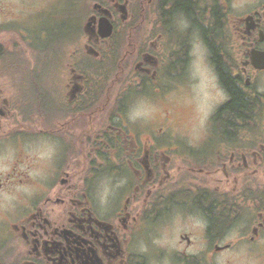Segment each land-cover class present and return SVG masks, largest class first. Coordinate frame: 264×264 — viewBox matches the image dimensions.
Listing matches in <instances>:
<instances>
[{"label":"flooded vegetation","instance_id":"obj_1","mask_svg":"<svg viewBox=\"0 0 264 264\" xmlns=\"http://www.w3.org/2000/svg\"><path fill=\"white\" fill-rule=\"evenodd\" d=\"M80 2V37L73 14L53 40L48 0H0V264H264V69L249 54L264 52V0L243 17L235 0L71 13ZM198 61L221 100L208 133H177ZM233 89L243 118L223 110Z\"/></svg>","mask_w":264,"mask_h":264},{"label":"rangeland","instance_id":"obj_2","mask_svg":"<svg viewBox=\"0 0 264 264\" xmlns=\"http://www.w3.org/2000/svg\"><path fill=\"white\" fill-rule=\"evenodd\" d=\"M235 2L239 3V12L242 17L247 14H252V0H235ZM69 7V0H48L47 16L50 39L55 40L56 38H64L67 36L64 21H69V18L72 17L73 14L74 17L70 19L74 21L75 24L73 23V25L76 27L75 32L80 37V28L82 29L83 27L87 7L80 2V6L75 7V13H71L72 10ZM65 13L66 15H64ZM61 14L64 15L65 19L62 18L63 15ZM52 42L50 43V49L56 47V42ZM65 45L66 41L64 46ZM61 47L62 49H67V45L65 47ZM232 51L233 47H231V52ZM197 64L198 66L200 65V69L199 67H195L193 69V77L197 78V80L192 87L194 95L197 97V102L194 103H197V105L193 108L192 113H189L188 115L190 117V121L177 123V133H188L194 135L208 133V125H206V122L221 100L217 79L213 77V73L211 74L207 69L203 68V64L200 61H198ZM260 84L263 86L262 91H264V76L260 77Z\"/></svg>","mask_w":264,"mask_h":264},{"label":"trees","instance_id":"obj_3","mask_svg":"<svg viewBox=\"0 0 264 264\" xmlns=\"http://www.w3.org/2000/svg\"><path fill=\"white\" fill-rule=\"evenodd\" d=\"M218 71H219L220 79L224 81L225 85L227 86L228 84L227 82L229 81L227 71L225 69L221 70L220 66H218ZM230 86L233 85L231 84ZM249 103L250 100L246 97V95H244L241 91L237 89H233L232 101L230 102V104L224 106L223 110H231L233 113H237L240 116V118H243L249 113Z\"/></svg>","mask_w":264,"mask_h":264},{"label":"water","instance_id":"obj_4","mask_svg":"<svg viewBox=\"0 0 264 264\" xmlns=\"http://www.w3.org/2000/svg\"><path fill=\"white\" fill-rule=\"evenodd\" d=\"M246 23L249 21H252L251 17H248L246 20ZM252 27L247 24V30H250ZM109 33H105L103 36H108ZM259 41L264 42V34L260 32L259 34ZM250 60L252 66H254L257 70H263L264 69V52H259L255 50L250 51Z\"/></svg>","mask_w":264,"mask_h":264}]
</instances>
